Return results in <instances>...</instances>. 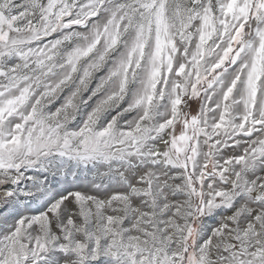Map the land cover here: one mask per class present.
Listing matches in <instances>:
<instances>
[{
    "label": "snow or ice",
    "instance_id": "6c2138e0",
    "mask_svg": "<svg viewBox=\"0 0 264 264\" xmlns=\"http://www.w3.org/2000/svg\"><path fill=\"white\" fill-rule=\"evenodd\" d=\"M0 264H264V0H0Z\"/></svg>",
    "mask_w": 264,
    "mask_h": 264
}]
</instances>
